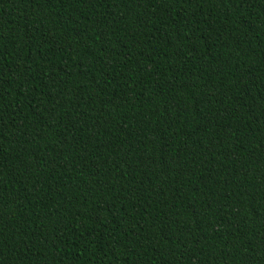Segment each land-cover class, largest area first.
<instances>
[{
	"label": "trees",
	"instance_id": "trees-1",
	"mask_svg": "<svg viewBox=\"0 0 264 264\" xmlns=\"http://www.w3.org/2000/svg\"><path fill=\"white\" fill-rule=\"evenodd\" d=\"M0 264H264V0H0Z\"/></svg>",
	"mask_w": 264,
	"mask_h": 264
}]
</instances>
